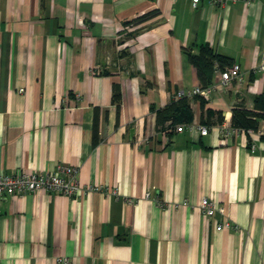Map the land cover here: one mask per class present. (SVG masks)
I'll return each instance as SVG.
<instances>
[{
    "label": "crops",
    "instance_id": "obj_1",
    "mask_svg": "<svg viewBox=\"0 0 264 264\" xmlns=\"http://www.w3.org/2000/svg\"><path fill=\"white\" fill-rule=\"evenodd\" d=\"M203 45L243 81L223 88L217 70L208 99L189 97L207 136L159 128L201 87L187 51ZM262 64L264 0H0V172L68 165L102 187L0 197V264H264V144L220 131L257 110Z\"/></svg>",
    "mask_w": 264,
    "mask_h": 264
},
{
    "label": "built area",
    "instance_id": "obj_2",
    "mask_svg": "<svg viewBox=\"0 0 264 264\" xmlns=\"http://www.w3.org/2000/svg\"><path fill=\"white\" fill-rule=\"evenodd\" d=\"M178 1V0H173ZM238 1V0H234ZM249 1V0H247ZM194 6H198L201 0H192ZM216 5H224L226 0H213ZM264 73V64L257 68ZM221 86L227 88L232 81H243L242 73L239 66L227 67L221 71ZM213 87L195 88L189 92H182L181 97L202 96L208 99L213 92ZM23 92V90H22ZM199 132L202 136H207L210 128L197 123L181 124L177 127L178 132ZM220 131L224 137H234L240 134H247L250 137L249 145L253 150L258 149L257 143L252 138H257L258 141L264 144V127L243 129L235 127L233 124L222 122ZM78 168L68 165H59L54 172L42 171L28 174L25 171H20L13 175H7L0 172V197H23L29 193L47 192L50 194H62L69 198H76L83 192H97L101 191L102 187L96 185L83 186L78 180ZM200 208L209 219H212L217 212L216 203L204 198L200 203ZM235 228L230 221L224 222L218 226V230ZM60 262L68 263V258H60Z\"/></svg>",
    "mask_w": 264,
    "mask_h": 264
},
{
    "label": "trees",
    "instance_id": "obj_3",
    "mask_svg": "<svg viewBox=\"0 0 264 264\" xmlns=\"http://www.w3.org/2000/svg\"><path fill=\"white\" fill-rule=\"evenodd\" d=\"M159 14L158 10H153L146 15L126 22V26L136 24L138 22L155 17ZM129 37L133 36V33L128 34ZM123 55L124 52H121ZM190 62L197 68L199 78L201 80V88H207L211 86L213 75L217 70H224L227 67H231V58L217 53L209 45H203L199 49V53L195 54L191 51H187ZM202 97V96H200ZM116 101H118V95H115ZM203 105L206 102L203 101ZM256 109L260 111H250L243 108H235L233 111L232 124L235 127L250 129L259 128L261 126L262 118L264 117V96L259 97L256 100ZM208 115L212 116V111H207ZM193 110L188 97H181L177 101L170 103L163 110H159L157 113V125L159 128L164 129L169 123L171 127L180 126L181 124L192 123Z\"/></svg>",
    "mask_w": 264,
    "mask_h": 264
}]
</instances>
